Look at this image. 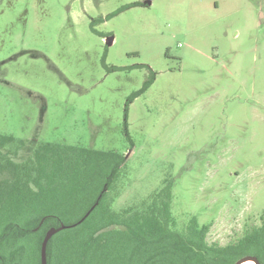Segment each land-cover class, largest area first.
<instances>
[{
    "label": "rangeland",
    "instance_id": "374dc122",
    "mask_svg": "<svg viewBox=\"0 0 264 264\" xmlns=\"http://www.w3.org/2000/svg\"><path fill=\"white\" fill-rule=\"evenodd\" d=\"M0 134L19 163L47 142L123 153L115 209L168 177L178 228L235 241L264 216V0H0Z\"/></svg>",
    "mask_w": 264,
    "mask_h": 264
},
{
    "label": "trees",
    "instance_id": "16d2710c",
    "mask_svg": "<svg viewBox=\"0 0 264 264\" xmlns=\"http://www.w3.org/2000/svg\"><path fill=\"white\" fill-rule=\"evenodd\" d=\"M149 75L145 86L153 79L151 70ZM15 140L0 134V264H20L31 245L28 237L40 264L46 231L77 222L99 195L80 224L51 236L47 264H233L245 255L264 264L263 215L233 242H208L211 224H200L196 216L178 228L171 211V178L165 177L138 201L115 209L121 180L127 178L123 153L47 142L19 163L5 151ZM5 171L8 175L2 178Z\"/></svg>",
    "mask_w": 264,
    "mask_h": 264
},
{
    "label": "water",
    "instance_id": "95a60500",
    "mask_svg": "<svg viewBox=\"0 0 264 264\" xmlns=\"http://www.w3.org/2000/svg\"><path fill=\"white\" fill-rule=\"evenodd\" d=\"M99 197L100 195L98 196L96 202L89 208V210L77 222L73 224H68V225L61 223L59 227H51L46 231L43 237V240L41 242V247H40V264H47L46 248H47V243L49 239L51 238V236L57 233L59 230H62L68 227H73V226L80 224L89 215L91 210L95 207V205L98 202ZM246 261H252L253 264H261L257 260L256 257L251 256V255L242 256L241 258L237 259L233 264H243Z\"/></svg>",
    "mask_w": 264,
    "mask_h": 264
},
{
    "label": "bare ground",
    "instance_id": "6f19581e",
    "mask_svg": "<svg viewBox=\"0 0 264 264\" xmlns=\"http://www.w3.org/2000/svg\"><path fill=\"white\" fill-rule=\"evenodd\" d=\"M250 263H253V262L252 261H246L243 264H250Z\"/></svg>",
    "mask_w": 264,
    "mask_h": 264
}]
</instances>
